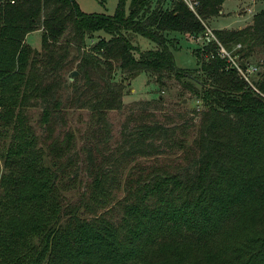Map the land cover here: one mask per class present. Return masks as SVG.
<instances>
[{
	"label": "trees",
	"instance_id": "trees-1",
	"mask_svg": "<svg viewBox=\"0 0 264 264\" xmlns=\"http://www.w3.org/2000/svg\"><path fill=\"white\" fill-rule=\"evenodd\" d=\"M10 1L0 0V264H264V8L242 28L213 29L243 69L258 58L250 85L214 41L193 51L194 70L171 51L168 33L203 34L225 0H198L196 13L182 0H118L112 14ZM38 29L36 49L26 39ZM99 31L108 37L87 47ZM140 73L159 86L172 76L201 101L189 142L188 127L158 120L147 100L110 145L107 112L124 108V82ZM35 106L42 135L28 120ZM68 107L89 112L78 157L89 181L75 198L73 135L49 137Z\"/></svg>",
	"mask_w": 264,
	"mask_h": 264
},
{
	"label": "rangeland",
	"instance_id": "rangeland-1",
	"mask_svg": "<svg viewBox=\"0 0 264 264\" xmlns=\"http://www.w3.org/2000/svg\"><path fill=\"white\" fill-rule=\"evenodd\" d=\"M80 8L85 12H98L105 14H112L116 8L118 0H76ZM264 8V0H226L221 7V12L217 16L205 21L212 29H237L242 28L251 22L254 13ZM40 33L41 30H35L27 36L26 41L36 49L40 48ZM98 36L108 37L104 32H96L93 34L91 39L86 40V46H90ZM168 36L177 39L173 49H171L174 55V61L177 67L194 70L197 67L196 58L193 51L201 45V43L195 39L193 35L182 34L178 32H170ZM132 41L141 50L151 49L155 47V43L139 35H133ZM63 44V42H61ZM78 54L74 49L68 52V71L64 72V76L67 78L68 82H71L76 77L70 76L71 71L76 70ZM258 58L250 59L249 65H254ZM257 69V68H256ZM77 71V70H76ZM256 71V70H255ZM255 73V72H254ZM253 73V74H254ZM252 74V75H253ZM63 75V72H62ZM123 77L122 73L117 70L115 72V79L120 80ZM124 108L122 110H109L107 112V117L110 122L111 130V141L110 145H115L116 141L119 139L120 127L123 121L131 114L142 113L143 110L139 107H143L144 102L150 100L148 104V112L154 114L155 118L162 122L167 123H181L186 125L188 142L190 141L195 128L192 124L198 122V112L202 108L201 101L196 98L187 89L182 82L176 80L172 76L164 79V84L159 86L155 82L153 74L140 73L134 78L127 79L124 82ZM159 99V102H156ZM156 102V103H155ZM62 115L65 117L62 120L53 123L54 134L49 137H54L59 134L62 136L64 130L70 131L73 135V144L76 150V156L73 157L74 164H71L67 169L66 176L70 175L67 179L68 183L72 186L66 191L68 194H72L75 198L83 190V185L87 183L86 172L84 166L81 164L79 157V148L85 141V133L88 130L89 125V112L86 109H75L68 107L67 109L61 111ZM42 110L40 107H29L27 114L28 120L30 121L33 129L37 134L46 133L43 126L39 122ZM54 135V136H53ZM177 136H182L178 133ZM0 151H1V141H0ZM151 158L147 157H137V161L140 163L151 162ZM148 162V163H149ZM77 169V176L74 181L73 177L76 175L73 171ZM122 173L125 170L122 169ZM121 196V193H117Z\"/></svg>",
	"mask_w": 264,
	"mask_h": 264
},
{
	"label": "built area",
	"instance_id": "built-area-1",
	"mask_svg": "<svg viewBox=\"0 0 264 264\" xmlns=\"http://www.w3.org/2000/svg\"><path fill=\"white\" fill-rule=\"evenodd\" d=\"M14 1L15 0H11L10 2L13 3ZM182 1L188 6V8L192 12L196 13V8L199 4L198 0H182ZM204 27H205V31L203 32V34L193 35L195 39H197L201 43L200 47L212 41L216 42L218 47L216 49L215 55L224 59L227 67L235 68L239 72V74L247 81V83L252 85L251 75L255 72L256 66L249 65L245 69H243L237 62V55L232 54L231 51H229L219 42V40L216 38L214 34L213 29L210 28L205 23H204ZM237 47H239V44L237 45ZM211 56L213 57L214 54H211Z\"/></svg>",
	"mask_w": 264,
	"mask_h": 264
},
{
	"label": "water",
	"instance_id": "water-1",
	"mask_svg": "<svg viewBox=\"0 0 264 264\" xmlns=\"http://www.w3.org/2000/svg\"><path fill=\"white\" fill-rule=\"evenodd\" d=\"M78 75V72L76 70L71 71L70 76L76 77Z\"/></svg>",
	"mask_w": 264,
	"mask_h": 264
},
{
	"label": "crops",
	"instance_id": "crops-1",
	"mask_svg": "<svg viewBox=\"0 0 264 264\" xmlns=\"http://www.w3.org/2000/svg\"><path fill=\"white\" fill-rule=\"evenodd\" d=\"M225 1H226V0H225ZM225 1H224V2H225ZM220 13H222L221 10H220Z\"/></svg>",
	"mask_w": 264,
	"mask_h": 264
}]
</instances>
